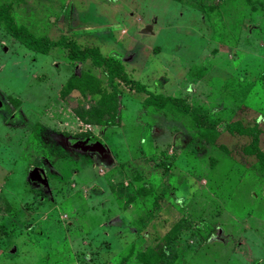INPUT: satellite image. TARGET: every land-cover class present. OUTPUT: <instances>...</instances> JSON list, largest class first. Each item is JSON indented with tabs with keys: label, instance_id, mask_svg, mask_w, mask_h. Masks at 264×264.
<instances>
[{
	"label": "rangeland",
	"instance_id": "374dc122",
	"mask_svg": "<svg viewBox=\"0 0 264 264\" xmlns=\"http://www.w3.org/2000/svg\"><path fill=\"white\" fill-rule=\"evenodd\" d=\"M4 3L186 108L144 103L90 59L74 70L62 46L28 49L0 21V264H141L148 246L160 264H264V157L227 129L254 128L264 153V0ZM114 89L115 122L92 123Z\"/></svg>",
	"mask_w": 264,
	"mask_h": 264
},
{
	"label": "trees",
	"instance_id": "16d2710c",
	"mask_svg": "<svg viewBox=\"0 0 264 264\" xmlns=\"http://www.w3.org/2000/svg\"><path fill=\"white\" fill-rule=\"evenodd\" d=\"M0 21L4 24L5 30L14 38L19 40L28 49H32L33 51L39 53H48L52 47L62 46L67 50L66 55L68 60L73 64L74 70L79 62L90 59L94 65L102 67L104 70H106V73L119 79L123 84L127 85L134 91L144 92L146 94V97L143 100L144 103L165 105L166 103L172 101L176 102L180 108H186V106L182 104L180 105V103L177 102L174 97L148 91L142 83L135 79L129 78V76L124 71L123 66L120 64L119 59L113 55L104 56L96 47L83 48L74 40L67 39L64 36H61L56 40H52L47 36H35L25 26L18 25L15 22L10 11L9 3L0 4ZM77 77L78 75L73 73V75H71L67 82L62 86L60 91L62 93L70 91L73 78L75 79ZM120 93L121 91L119 89H114L111 93H104V97L106 96L107 100L102 102V109L98 112H95L96 117L95 119H91V121H93L92 123L104 125L107 122H115V118L117 116V101ZM193 110L196 112V109ZM76 113L84 122L88 120H86V117L77 110ZM104 114H106L107 117H105ZM89 116L92 117L93 114L90 113ZM197 116L200 117L201 124L206 125L205 120L201 117V115L197 113ZM89 122L90 121H87L86 123ZM234 124L237 126L239 125L240 128H232ZM228 126L227 129L230 131L238 130L242 133H251L252 139L246 146V151L254 154L260 160L264 157V153L258 143V134L254 128L245 127L244 125L242 126L239 121H233L232 123H229ZM137 257L141 264H160L163 259V251L148 246L144 250L139 251L137 253Z\"/></svg>",
	"mask_w": 264,
	"mask_h": 264
},
{
	"label": "water",
	"instance_id": "95a60500",
	"mask_svg": "<svg viewBox=\"0 0 264 264\" xmlns=\"http://www.w3.org/2000/svg\"><path fill=\"white\" fill-rule=\"evenodd\" d=\"M142 33H152V29L150 26H146L144 28L141 29Z\"/></svg>",
	"mask_w": 264,
	"mask_h": 264
}]
</instances>
